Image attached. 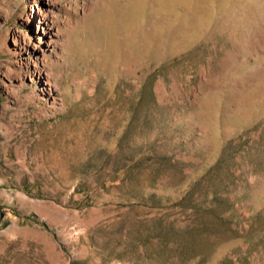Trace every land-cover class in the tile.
I'll return each instance as SVG.
<instances>
[{
  "label": "rangeland",
  "instance_id": "1",
  "mask_svg": "<svg viewBox=\"0 0 264 264\" xmlns=\"http://www.w3.org/2000/svg\"><path fill=\"white\" fill-rule=\"evenodd\" d=\"M0 264H264V0H0Z\"/></svg>",
  "mask_w": 264,
  "mask_h": 264
},
{
  "label": "bare ground",
  "instance_id": "2",
  "mask_svg": "<svg viewBox=\"0 0 264 264\" xmlns=\"http://www.w3.org/2000/svg\"><path fill=\"white\" fill-rule=\"evenodd\" d=\"M47 25H49V24H48V22L46 23V25H45V26H47ZM49 27H50V26H47V27H46V29H50ZM46 84H48L49 86H51V85H52V84H50V81L46 82ZM49 88H50V87H49Z\"/></svg>",
  "mask_w": 264,
  "mask_h": 264
}]
</instances>
